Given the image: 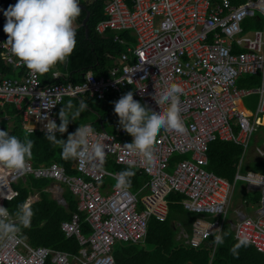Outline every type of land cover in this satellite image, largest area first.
Here are the masks:
<instances>
[{"label":"built area","instance_id":"built-area-1","mask_svg":"<svg viewBox=\"0 0 264 264\" xmlns=\"http://www.w3.org/2000/svg\"><path fill=\"white\" fill-rule=\"evenodd\" d=\"M85 1L103 2L105 18L98 21L96 31H113L114 41L126 45L117 63L106 75L95 76L89 71L81 82L42 87L41 65L51 51L38 44L28 55L19 53L16 45L7 42L0 23L3 62L13 68L26 66L20 78L0 72V105L13 103L21 109L25 102V120L55 131V110L64 97L84 93L98 99L111 96L117 107L143 103L161 131L149 143L139 135L133 120L115 123L119 137L84 123L81 142L71 148L77 173L68 174L55 161L33 166L21 158L0 128V195L7 199L17 195L12 184L26 175L54 180L75 195L77 210L86 213L91 226V233L84 236L78 212L62 221L65 236H75L81 246L77 254H71L32 246L18 231L6 232L5 224L13 220L0 209L4 221L0 223V264H45L48 259L52 264H118L113 244L143 242L150 217L166 218L167 196L172 191L183 193V207L199 215L192 222L190 235H184L192 246L214 232L219 235L236 182L260 187V203L264 204V173L237 168L230 181L207 169L209 142L216 137L232 141L244 154L253 134L264 125L259 122L264 116V0ZM257 14L262 26L244 30V20ZM125 30L134 44L119 36L118 32ZM73 35L74 26L64 25L59 42L66 43ZM245 73H260V84L238 87L237 78ZM251 94L257 96L256 107L253 112L244 111L238 102ZM255 149L264 157V140ZM175 153L185 156L170 166ZM109 158L147 175V182L133 192L124 174L106 167ZM107 177L114 182L110 191L103 193ZM144 188L148 192L139 197ZM202 214L216 219L207 220ZM237 214L234 237L264 255V210L254 217L241 211Z\"/></svg>","mask_w":264,"mask_h":264},{"label":"trees","instance_id":"trees-1","mask_svg":"<svg viewBox=\"0 0 264 264\" xmlns=\"http://www.w3.org/2000/svg\"><path fill=\"white\" fill-rule=\"evenodd\" d=\"M103 18L105 14L102 1L77 0L76 3L74 0H0V23L7 41L16 45L21 54L28 55L34 45L42 43H46L47 49L51 51V56L45 58L41 65L39 79L42 87L58 82H81L82 74L88 71H92L95 76L107 74L124 45L114 41L111 33L102 36L96 31V24ZM70 22L75 24L73 38L66 43H60V28ZM242 25L244 30L260 28L261 16L257 14L246 18ZM119 34L124 37L127 31H121ZM129 39L133 41L132 38ZM60 56H66L68 59L67 66L63 69L66 74L55 78L52 71L54 64H60ZM25 68L26 66H7L0 57V72L4 75L20 78ZM260 82V73H245L237 78L238 87H256ZM244 101L248 108L254 109L257 96L251 94L246 96ZM25 105L24 102L21 109H17L13 103L5 102L0 105V118L6 115L12 120L11 127L8 128L7 124L3 123L1 128L12 148L23 158L30 160L34 166L56 161L65 167L68 174H76L77 171L71 167L74 156L69 137L80 124L88 121L94 129L105 130L119 137L114 128L119 109L112 104L111 96L98 99L84 93L64 97L55 110L58 120L57 131L54 133L29 131L21 117ZM96 117H99L101 123L94 121ZM132 119L138 127L143 126L146 121L142 115H134ZM261 121L264 122V118ZM156 124L158 122L154 123L155 128ZM160 131L161 126L156 128L155 137ZM138 133L142 134L141 130H138ZM141 137L143 138L142 135ZM184 156L175 153L169 165ZM207 156V169L232 181L237 165L241 162L242 147L216 137L208 144ZM106 167L124 174L126 184L133 192L148 180L147 175L138 173L130 166L118 164L111 158L106 162ZM247 168L264 173V157L249 167L242 166V170ZM49 182L50 179L26 175L24 179L12 184L17 195L11 199L0 196V209L6 210L10 218L14 219L5 224V231L17 230L32 246L44 245L77 254L81 247L78 239L75 236L66 237L60 225L63 220L69 219L73 212H78L81 233L88 236L91 226L85 220L86 213L77 210V198L65 186L62 193L65 205L51 198L49 192L43 190ZM34 191L39 193V199L24 210L27 198ZM252 192L255 195L247 200L252 203L259 202L261 191ZM184 198L185 195L178 191L168 194L166 218L160 221L150 217L143 243L116 241L112 246L115 261L118 264H264V255L252 244L236 239L227 222L223 223L219 235L212 233L198 246L177 239L176 230H179L180 226L190 230L192 221L197 217V213L183 207L181 201ZM45 264L52 263L48 259Z\"/></svg>","mask_w":264,"mask_h":264},{"label":"crops","instance_id":"crops-1","mask_svg":"<svg viewBox=\"0 0 264 264\" xmlns=\"http://www.w3.org/2000/svg\"><path fill=\"white\" fill-rule=\"evenodd\" d=\"M85 1V0H84ZM87 2V1H86ZM67 25H73L74 26V28H75V24L73 23V22H70L69 24H67ZM64 26V25H63ZM61 29V28H60ZM126 31V30H125ZM119 32H121V31H119ZM118 32V33H119ZM107 33H111L113 36H114V34H115V32H113V31H107L106 33H103V34H101L102 36H106L107 35ZM100 34V33H99ZM119 36H120V34H119ZM6 37V36H5ZM121 38H123V39H127L128 40V43H130V44H134V42H135V40H134V38L132 37V35L129 33V31H127V35L126 36H120ZM129 38H132L133 39V41H131ZM7 40V39H6ZM114 40V39H113ZM8 42V41H7ZM9 43V42H8ZM42 44H44L45 46H46V43H42ZM42 44H39V45H42ZM38 45V44H37ZM124 45V48H123V50H125V48H126V45L125 44H123ZM122 50V51H123ZM20 53V52H19ZM109 56H111V55H109ZM119 56V55H118ZM118 56L114 59V64L113 65H115L116 63H117V59H118ZM66 57V56H65ZM60 59V58H59ZM67 62H68V59H67ZM67 66V65H66ZM65 66V67H66ZM11 67V66H10ZM64 66H63V60H61L60 59V64H54V69H53V71H52V76L53 77H58L59 75H62V74H66V73H64V71H63V69L65 68ZM13 68V67H12ZM17 68H19V67H17ZM89 72V71H88ZM92 72V71H91ZM93 73V72H92ZM84 74V73H83ZM83 74H82V77H83ZM99 76V75H98ZM10 77V76H9ZM12 78H18V77H12ZM244 98L245 97H243L239 102H238V105H239V107L241 108V109H243L244 111H248V112H253L254 111V109H251V108H248L247 106H246V104H245V101H244ZM24 103V102H23ZM15 105V104H14ZM140 105H142V106H145L143 103H141L140 101H135L132 105H127V104H124V105H121V106H119L118 107V109H119V115H118V117H117V119L115 120V123L117 122V121H124V120H126V119H128V120H133L132 119V117L134 116V115H142V116H144L145 114H144V112L141 110V108H140ZM16 107V106H15ZM146 107V106H145ZM256 107V106H255ZM17 108V107H16ZM18 109V108H17ZM147 111L149 112V110L147 109ZM149 114L151 115V113L149 112ZM152 116V115H151ZM21 117H22V120H23V122H24V125H25V127L29 130V131H35V130H39V131H41V132H45V133H54V132H56L57 131V126H56V124H57V120H58V115H56L55 114V117H56V121H55V128H56V130L54 131H50V130H48V129H46L45 127H44V125H43V127H42V129L40 128V126L37 124V123H35L34 121H32L31 119H29V120H25L24 119V117H23V115H21ZM145 117V116H144ZM146 118V117H145ZM264 117H262L261 119H263ZM261 119H259V122H261V123H264L263 121H261ZM94 121H98L99 123H101V121H100V119H99V117H96L95 119H94ZM3 123H5V124H7V127L9 128V127H11V125H12V120L8 117V116H4V117H2V118H0V128H1V126H2V124ZM86 123H90L91 125H92V123L90 122V121H88V122H86ZM115 123H114V128H115ZM84 124V123H83ZM83 124H80L79 126H78V128L76 129V131L74 132V134H72L70 137H69V141L71 142V144H72V146L73 145H78L80 142H81V140H82V125ZM145 124H146V121H145ZM144 124V125H145ZM143 125V126H144ZM143 126H139V127H143ZM137 127H138V125H137ZM139 127H138V130H139ZM2 129V128H1ZM44 129H46V130H44ZM116 129V128H115ZM48 130V131H47ZM3 131V130H2ZM3 133H4V131H3ZM4 135H5V137H6V134L4 133ZM140 136H141V134H140ZM6 139H7V137H6ZM8 140V139H7ZM251 140H253V144H252V146H249V144H250V142H251ZM264 140V125H262V127H260L254 134H253V136H252V138L250 139V141H249V144H248V147H247V149H246V151L244 152V154H242L243 156H242V159H241V162H239V164L237 165V168H239V170H241V171H243L242 170V166H247V167H249L250 165H252V163L253 162H255V161H257V160H259L260 159V157L257 155V153H256V149H255V147L256 146H258L262 141ZM10 143V142H9ZM236 144V143H235ZM72 146H71V148H72ZM12 147V146H11ZM15 151H17V150H15ZM18 152V151H17ZM18 154H19V152H18ZM19 156L21 157V158H23L20 154H19ZM23 159H25V158H23ZM26 160H28V159H26ZM30 161V160H29ZM74 161V160H73ZM31 162V161H30ZM53 162V161H52ZM56 162V161H55ZM51 163V162H50ZM58 163V162H57ZM41 164H45V163H41ZM41 164H39V165H41ZM49 164V163H48ZM33 165V164H32ZM34 166V165H33ZM72 168H73V163H72V166H71ZM74 169V168H73ZM248 170H250L251 168H247ZM75 170V169H74ZM142 174V173H141ZM35 178V177H34ZM47 179V178H46ZM112 179V178H111ZM113 180V179H112ZM113 182H114V180H113ZM113 182L112 183H109L106 179H105V181H104V183H103V185H102V192L103 193H107V192H109L110 191V189H111V185L113 184ZM146 183V182H145ZM144 183V184H145ZM246 183V182H245ZM143 184V185H144ZM63 186H65V187H67L66 185H64V184H62V183H58V182H56V181H54V180H51L50 179V182H49V184L48 185H46L44 188H43V190L44 191H47V192H49V193H51V195H52V197L51 198H53L54 200H56L59 204H62V205H65V200H64V197H63V195H62V193H63V190H64V187ZM142 186V185H141ZM141 186H139V188H141ZM54 188L53 190L51 189V188ZM13 188V187H12ZM68 188V187H67ZM139 188H138V190H139ZM14 189V188H13ZM69 189V188H68ZM15 190V189H14ZM137 190V191H138ZM247 190L248 191H258V190H256V189H254V187L252 186V185H248L247 184ZM136 191V192H137ZM148 191H147V189H143V190H141L138 194H139V197H142L144 194H146ZM261 194L263 195V193L261 192ZM60 195L62 196V198H60ZM1 196V195H0ZM75 196V195H74ZM2 197V196H1ZM2 198H4V197H2ZM4 199H7V198H4ZM11 199V198H10ZM39 199V193L37 192V191H34L33 193H31L30 195H29V197L27 198V201H26V203H25V205H24V210H26V208L32 203V202H34V201H36V200H38ZM261 199H262V196H261ZM261 199H260V201H261ZM260 201L259 202H255V203H252V202H250V201H248L247 199H242V202H241V204L240 203H238L234 208H233V213L235 214L233 217H230V218H228L227 219V217H228V214H229V212H228V208H227V217H226V221L225 222H227V223H229V225H230V227H231V229H232V227H233V225H234V223H235V221L237 220V218H238V214H237V212L238 211H241L243 214H245V215H247V216H251V217H254V216H256L260 211V209H259V206H257V205H259V203H260ZM140 204V207H142V205H141V203H139ZM168 204V203H167ZM182 204V203H181ZM228 207H229V205H228ZM192 212V211H191ZM167 216V215H166ZM199 215H197V217H198ZM196 217V218H197ZM195 218V219H196ZM205 218L207 219V220H209L208 219V217H206L205 216ZM209 218H212V219H210L211 221H213V220H215L216 218L214 217V216H210ZM13 221H14V219H13ZM64 221V220H63ZM163 221V220H162ZM4 223V221H3V219L1 218V216H0V223ZM193 222V221H192ZM62 223V222H61ZM191 226H192V223H191ZM60 227H61V225H60ZM62 230V229H61ZM15 231H17V230H15ZM190 232H191V227H190V230H189V233L187 232H185V229L183 228V227H179V232H178V234H177V239H179V238H182V237H184L185 239H184V242H186L187 241V239H186V237L184 236L185 234H187V236H189L190 235ZM146 238V237H145ZM145 241V240H144ZM143 241V242H144ZM143 242H139V243H143ZM29 243V242H28ZM187 243V242H186ZM248 243V242H247ZM30 244V243H29ZM188 244V243H187ZM31 245V244H30ZM38 246H40V245H38ZM42 246H44V245H42Z\"/></svg>","mask_w":264,"mask_h":264},{"label":"rangeland","instance_id":"rangeland-1","mask_svg":"<svg viewBox=\"0 0 264 264\" xmlns=\"http://www.w3.org/2000/svg\"><path fill=\"white\" fill-rule=\"evenodd\" d=\"M140 108L141 110L144 112V116L146 117V124L143 126V127H139V130H141L142 132V136L144 138L145 141L149 142V143H153L154 139H155V133H156V128H158L160 125L156 124V128L154 127V123H157L156 122V119L151 116L149 114V112H147V108L145 106H142L140 105ZM253 144V140H251L249 146H252ZM109 169V168H108ZM248 169L246 170H243L244 172L247 171ZM109 183H112L113 180L110 178V177H107L106 179ZM64 187V186H63ZM260 191V190H258ZM246 194H249V195H245ZM50 196L52 197L51 193H49ZM245 195V196H244ZM255 194H253V192H250L247 190V183H245L244 181H238L234 184V187H233V190H232V193H231V196H230V199H229V207H228V218L230 217H233L235 214L233 213V208L241 202H242V199L244 198H250L252 196H254ZM259 211H263L264 210V204L263 203H260L259 205ZM198 215V214H197ZM206 217H208V219H212V218H209L211 215L209 214H202ZM179 230L177 229L176 230V234H178ZM185 232L189 233V229H186L185 228ZM184 237L180 238V240H183L184 241Z\"/></svg>","mask_w":264,"mask_h":264},{"label":"water","instance_id":"water-1","mask_svg":"<svg viewBox=\"0 0 264 264\" xmlns=\"http://www.w3.org/2000/svg\"><path fill=\"white\" fill-rule=\"evenodd\" d=\"M76 3H77V0H74ZM79 6H83V5H81V4H79ZM83 24H85V20L83 21ZM61 60H63V66L65 67L66 65H67V57H65V56H60L59 57ZM254 187V189H256V190H259L260 189V187H256V186H253ZM60 198H62V196L60 195Z\"/></svg>","mask_w":264,"mask_h":264}]
</instances>
